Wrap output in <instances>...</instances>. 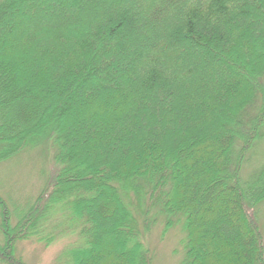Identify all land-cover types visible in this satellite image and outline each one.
Instances as JSON below:
<instances>
[{"label": "trees", "instance_id": "1", "mask_svg": "<svg viewBox=\"0 0 264 264\" xmlns=\"http://www.w3.org/2000/svg\"><path fill=\"white\" fill-rule=\"evenodd\" d=\"M134 2L0 0V163L54 148L30 204L0 196V264L60 237L53 264H152L174 216L181 264H264V0Z\"/></svg>", "mask_w": 264, "mask_h": 264}, {"label": "rangeland", "instance_id": "2", "mask_svg": "<svg viewBox=\"0 0 264 264\" xmlns=\"http://www.w3.org/2000/svg\"><path fill=\"white\" fill-rule=\"evenodd\" d=\"M128 1L131 4H136L134 0ZM41 5L46 6L48 4L43 2ZM22 11L23 9L20 13ZM61 13L68 16L72 12L64 10ZM48 139L50 138L45 137L46 145L40 148H37V146L32 148L27 147L9 160L0 163V196L5 200L12 214L17 209H24L34 200L42 187L44 179L53 170L52 157L54 148ZM263 169L264 130H262V137L249 152L242 167L240 174L242 183H246L252 176L263 172ZM251 212L260 227L264 240V201ZM178 219L181 221H178ZM164 221L165 218H159L149 231L150 233L148 232L146 235L145 243L153 255L152 264H181L184 259L181 242L185 236L182 218L174 216L171 220L173 225L167 229L165 235L163 232L166 228ZM60 239L62 240L56 241L49 247L29 241L19 242L17 243V254L27 264H53L60 248L64 243L66 245V242L69 240L67 237H60Z\"/></svg>", "mask_w": 264, "mask_h": 264}]
</instances>
